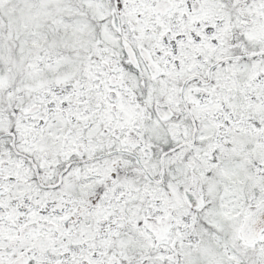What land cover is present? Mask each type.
I'll use <instances>...</instances> for the list:
<instances>
[{
    "label": "snow or ice",
    "instance_id": "6c2138e0",
    "mask_svg": "<svg viewBox=\"0 0 264 264\" xmlns=\"http://www.w3.org/2000/svg\"><path fill=\"white\" fill-rule=\"evenodd\" d=\"M0 264H264V0H0Z\"/></svg>",
    "mask_w": 264,
    "mask_h": 264
}]
</instances>
